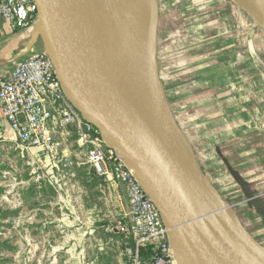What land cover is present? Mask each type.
Returning <instances> with one entry per match:
<instances>
[{
  "label": "rangeland",
  "instance_id": "obj_1",
  "mask_svg": "<svg viewBox=\"0 0 264 264\" xmlns=\"http://www.w3.org/2000/svg\"><path fill=\"white\" fill-rule=\"evenodd\" d=\"M250 7L248 0H151L145 9L155 17L154 29L157 23L156 57L169 104L173 107L175 98L169 92L174 90L179 77L195 73V78L206 84V91L200 92L209 96L195 94L187 99L194 102L191 107L195 112H172L190 138L195 136L196 124H186L183 119H191L200 112L207 115L219 103L222 107L229 101L231 105L244 106V100L233 98L240 94L234 88L244 84L238 77L237 66L233 67L232 76L221 71L215 85L210 84L208 51L213 47L204 38V31L210 29L215 35L226 26L227 32L232 31L229 40L239 46L240 55L235 53L236 57L253 55L251 62L258 65L259 82L253 72L254 81L248 86L253 102L262 109L259 115L263 114L264 23L257 24V13ZM1 19L0 29H5L7 23ZM33 26H39V21ZM209 39L212 43L215 38ZM199 54H204L202 63L200 59H191ZM199 63L206 67L200 68ZM164 104L167 107L166 100ZM170 119L177 128L171 114ZM183 140L190 157L194 160L197 154L202 167L207 168L209 158L200 152L199 138L192 139V150L184 136ZM62 141L77 161L74 179L63 178L56 168L52 174V165L38 150L22 147L15 136L0 139V264H128L133 239L121 229L129 223L131 210L125 187L106 183L94 174L77 145L75 133L66 134ZM39 177L41 183L37 181ZM219 195L224 203L235 204L232 213L243 227L252 229L244 216V205L236 204L244 195ZM259 226L263 232L256 240L264 246V220ZM169 255H175L173 248ZM174 264H178L176 256Z\"/></svg>",
  "mask_w": 264,
  "mask_h": 264
},
{
  "label": "water",
  "instance_id": "obj_2",
  "mask_svg": "<svg viewBox=\"0 0 264 264\" xmlns=\"http://www.w3.org/2000/svg\"><path fill=\"white\" fill-rule=\"evenodd\" d=\"M39 28L70 100L124 157L161 209L178 264H264V246L224 203L197 158L194 172L148 126L89 32L73 0H36ZM264 11V0H255ZM157 24V23H156ZM39 29V30H40ZM150 63L154 107L160 118L176 122L160 77L159 61ZM167 102V107L164 104ZM214 189L219 205L206 183Z\"/></svg>",
  "mask_w": 264,
  "mask_h": 264
},
{
  "label": "built area",
  "instance_id": "obj_3",
  "mask_svg": "<svg viewBox=\"0 0 264 264\" xmlns=\"http://www.w3.org/2000/svg\"><path fill=\"white\" fill-rule=\"evenodd\" d=\"M0 17L11 30H24L39 21V6L36 0H0ZM0 113L22 147L37 149L52 165L51 173L56 168L67 179L77 177L78 165L62 138L75 133L94 174L126 189L131 210L121 229L133 239L128 264H174L160 207L124 157L70 100L48 52L25 54L11 71H0Z\"/></svg>",
  "mask_w": 264,
  "mask_h": 264
},
{
  "label": "crops",
  "instance_id": "obj_4",
  "mask_svg": "<svg viewBox=\"0 0 264 264\" xmlns=\"http://www.w3.org/2000/svg\"><path fill=\"white\" fill-rule=\"evenodd\" d=\"M145 1L136 0V14ZM153 7L155 10V5ZM154 21L155 17L153 19V34ZM5 27V29L4 27L0 29L1 72L11 71L23 58V55L19 57L20 53L48 52L45 40L39 33V26L34 28L32 25L19 31L11 30L8 23ZM225 28L226 26H223L222 30L216 32L215 35L211 29L207 32L204 31V38L209 40V44L214 49L208 51V54H211L208 67L210 84L215 85L221 71H228L227 73L231 75L232 72H235L233 67L237 66L239 69L236 70L240 75L238 77L241 78V82L244 80V84L234 88V92H240V94L233 98H239L241 102L244 100V106L242 104L244 109L240 108L241 105L238 103L236 106L231 105L232 101H229L227 107H222L219 103L214 108L212 107L213 111H208L207 115H201V112L200 114L195 113L193 118L183 119V121L186 124H196L194 126L197 128L194 130L195 136L191 138L196 136L199 138L200 152L209 158V165L207 168L202 167L203 171L211 183L218 186L216 188L218 192L223 195H244L239 197L235 203L244 205V216L252 227V229H246L257 238L263 232L259 225L264 220V111L262 115H259L262 109L253 102L248 85L250 81H254V77L255 81L259 82V70L258 65L254 66L251 62V59L254 58L251 53L244 56V59L236 57L235 53L240 55L237 50L239 46L236 42L229 40L232 31L227 32ZM212 37L215 38L213 44L209 39ZM203 56L204 54H199L191 59H200L202 63ZM199 67L205 68L206 64H200ZM195 77V73L191 72L187 77H179L180 81L174 90H170V95L175 98L172 107L174 112L190 114L194 110L192 108L194 102L191 101V104L190 100H187L188 98H192L195 94H199L198 97L209 96L207 93H201L202 90L206 91L205 82L202 83V80ZM195 79V82L198 80V83L194 82ZM241 87H244V93H242ZM8 136L15 135L0 113V139Z\"/></svg>",
  "mask_w": 264,
  "mask_h": 264
},
{
  "label": "bare ground",
  "instance_id": "obj_5",
  "mask_svg": "<svg viewBox=\"0 0 264 264\" xmlns=\"http://www.w3.org/2000/svg\"><path fill=\"white\" fill-rule=\"evenodd\" d=\"M150 1L144 2L136 16V0H73L82 11L90 34L122 88L148 126L176 156L199 174V168L188 154L180 131L160 118L154 107L149 75L154 57L155 29L153 34L152 14L145 10ZM248 2L252 12L257 13V24L264 23V11L256 5L255 0ZM25 54L20 53L19 57ZM206 185L217 203L223 205L214 189Z\"/></svg>",
  "mask_w": 264,
  "mask_h": 264
},
{
  "label": "trees",
  "instance_id": "obj_6",
  "mask_svg": "<svg viewBox=\"0 0 264 264\" xmlns=\"http://www.w3.org/2000/svg\"><path fill=\"white\" fill-rule=\"evenodd\" d=\"M147 253H151V251L149 250Z\"/></svg>",
  "mask_w": 264,
  "mask_h": 264
}]
</instances>
